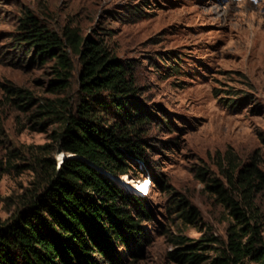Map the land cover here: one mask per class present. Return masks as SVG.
<instances>
[{
	"label": "rangeland",
	"instance_id": "rangeland-1",
	"mask_svg": "<svg viewBox=\"0 0 264 264\" xmlns=\"http://www.w3.org/2000/svg\"><path fill=\"white\" fill-rule=\"evenodd\" d=\"M28 12L59 36L69 26L102 41L129 67L134 100L150 113L137 134L143 159L130 162L143 171L138 192L151 220L143 223L134 259L119 247L122 264H176L166 253L178 233L215 237L206 251L212 258L227 227L240 224L205 189L207 178L230 187L226 172L234 166L236 177L252 161L264 175V0H0V219L7 221L45 185L49 170L40 160L57 158L64 119L48 111L51 103L74 115L85 100L103 126L117 119L108 93L82 92L77 56H71L68 87L53 89L54 59L41 61L34 48L26 52L29 46L15 40ZM7 87L20 90L21 98ZM147 173L166 188L157 189ZM177 199L197 210L194 219L180 218ZM245 208L264 242V183ZM244 264L262 262L248 257Z\"/></svg>",
	"mask_w": 264,
	"mask_h": 264
},
{
	"label": "trees",
	"instance_id": "trees-1",
	"mask_svg": "<svg viewBox=\"0 0 264 264\" xmlns=\"http://www.w3.org/2000/svg\"><path fill=\"white\" fill-rule=\"evenodd\" d=\"M19 29L15 40L29 46L26 52L34 48L41 61L54 59L57 78L50 83L54 90L68 87L71 56H77L82 92L89 97L108 93L117 119L103 126L85 100L74 115L60 114L54 104L49 105L48 111L64 119L55 139L57 158L40 160V166L49 170L45 185L12 219H0V264H122L119 247L134 259L145 237L143 223L151 220V215L138 192L143 183L138 174L143 171H137L136 165L132 168L130 159H143L137 134L150 121V113L134 100L137 88L129 67L111 55L102 41L84 37L69 26L59 36L39 25L30 12L20 19ZM4 91L21 98L18 89L7 87ZM234 171L233 166L224 175L230 187L224 188L216 178H207L204 187L240 226L227 227L226 242L210 259L206 251L215 237L193 239L175 234L169 238L167 259L176 264H244L251 257L264 264L261 232L250 223L245 208L251 207L252 195L262 187L264 175L254 161L244 165L236 177ZM147 175L157 189L166 188L156 176ZM197 175H205L203 168ZM174 206L183 221L197 215L184 199H177Z\"/></svg>",
	"mask_w": 264,
	"mask_h": 264
}]
</instances>
